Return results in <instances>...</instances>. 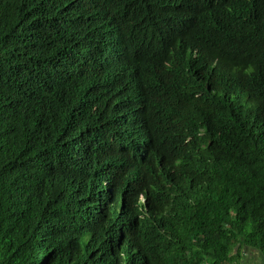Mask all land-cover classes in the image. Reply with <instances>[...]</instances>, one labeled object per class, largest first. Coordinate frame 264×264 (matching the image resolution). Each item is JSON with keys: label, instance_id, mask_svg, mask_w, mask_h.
I'll return each mask as SVG.
<instances>
[{"label": "trees", "instance_id": "trees-1", "mask_svg": "<svg viewBox=\"0 0 264 264\" xmlns=\"http://www.w3.org/2000/svg\"><path fill=\"white\" fill-rule=\"evenodd\" d=\"M264 257V0H0V264Z\"/></svg>", "mask_w": 264, "mask_h": 264}, {"label": "crops", "instance_id": "crops-1", "mask_svg": "<svg viewBox=\"0 0 264 264\" xmlns=\"http://www.w3.org/2000/svg\"><path fill=\"white\" fill-rule=\"evenodd\" d=\"M237 264H264V257L257 250L245 248L244 257Z\"/></svg>", "mask_w": 264, "mask_h": 264}]
</instances>
